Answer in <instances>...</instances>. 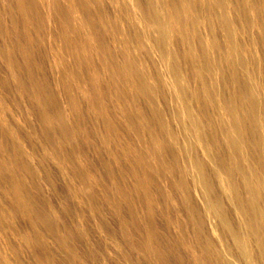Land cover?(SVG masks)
<instances>
[{
    "label": "bare ground",
    "instance_id": "6f19581e",
    "mask_svg": "<svg viewBox=\"0 0 264 264\" xmlns=\"http://www.w3.org/2000/svg\"><path fill=\"white\" fill-rule=\"evenodd\" d=\"M0 264H264V0H0Z\"/></svg>",
    "mask_w": 264,
    "mask_h": 264
}]
</instances>
